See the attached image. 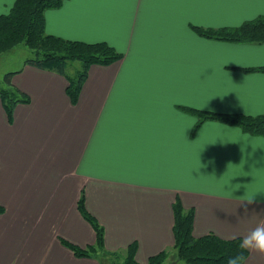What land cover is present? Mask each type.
<instances>
[{
	"label": "crops",
	"instance_id": "1",
	"mask_svg": "<svg viewBox=\"0 0 264 264\" xmlns=\"http://www.w3.org/2000/svg\"><path fill=\"white\" fill-rule=\"evenodd\" d=\"M13 2L0 0V14ZM262 13L264 0H63L46 9L47 33L103 40L122 57L91 64L76 102L63 74L24 60L12 70L28 101L9 119L0 98V264H109L103 251L122 254L132 242L144 264L172 250L175 198L194 209L196 237L242 238L264 223V136L212 119L192 136L196 116L180 108L264 111V41L192 28ZM81 193L104 229L103 251L90 255L65 243L95 244ZM244 264H264V254L248 249Z\"/></svg>",
	"mask_w": 264,
	"mask_h": 264
},
{
	"label": "trees",
	"instance_id": "2",
	"mask_svg": "<svg viewBox=\"0 0 264 264\" xmlns=\"http://www.w3.org/2000/svg\"><path fill=\"white\" fill-rule=\"evenodd\" d=\"M63 0H14L6 13L0 14V52L23 42L33 52V57L24 59L30 64L43 69L55 70L63 74L68 84L66 92L72 102H76L81 86L87 76L91 64H108L122 57V52L106 41L86 42L66 39L45 31L44 12L49 8H57ZM201 36L243 42L264 41V13L243 21L237 26L218 28L192 26ZM79 60L81 67L75 74H66L68 61ZM264 70V67L256 68ZM17 71L9 70L3 75L5 88H0V98L9 119L14 106L18 102L28 101V96L12 83V76ZM188 113L196 116V122L190 132L193 136L199 125L207 119L219 120L239 126L244 132L264 136V111L256 115L244 113H221L200 110L189 106H180ZM0 206V210H1ZM77 208L82 216L92 225L95 231V244L81 248L65 242L77 255H90L103 251L104 229L97 219L86 209L84 195L80 194ZM173 213V245L175 256L170 258V250L164 249L151 255L144 264H169L178 260L185 264H226L229 255L243 252L245 258L248 249L238 247L241 237L221 238L213 232L202 236L192 233L194 209L185 208L179 198L172 203ZM103 255L109 264H142L136 260V244L130 243L121 254L118 251L106 252Z\"/></svg>",
	"mask_w": 264,
	"mask_h": 264
},
{
	"label": "rangeland",
	"instance_id": "3",
	"mask_svg": "<svg viewBox=\"0 0 264 264\" xmlns=\"http://www.w3.org/2000/svg\"><path fill=\"white\" fill-rule=\"evenodd\" d=\"M34 52L23 42L14 44L11 48L0 52V88H5L3 75L9 70H13L20 66L23 60L27 57H33ZM81 67L79 60H71L67 62L66 70L69 75H74L76 70ZM175 253L170 251V258H173ZM181 262V261H180Z\"/></svg>",
	"mask_w": 264,
	"mask_h": 264
},
{
	"label": "clouds",
	"instance_id": "4",
	"mask_svg": "<svg viewBox=\"0 0 264 264\" xmlns=\"http://www.w3.org/2000/svg\"><path fill=\"white\" fill-rule=\"evenodd\" d=\"M238 247L242 250L250 249L260 254H264V223H258L246 235H244L239 240ZM244 262L245 256L242 251L229 255L226 258V264H244Z\"/></svg>",
	"mask_w": 264,
	"mask_h": 264
}]
</instances>
